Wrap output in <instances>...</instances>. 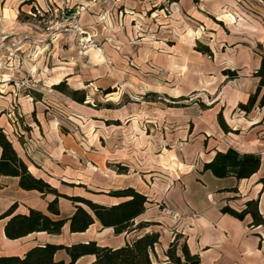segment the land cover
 <instances>
[{
  "label": "crops",
  "instance_id": "0c3cea01",
  "mask_svg": "<svg viewBox=\"0 0 264 264\" xmlns=\"http://www.w3.org/2000/svg\"><path fill=\"white\" fill-rule=\"evenodd\" d=\"M46 3L66 14L86 5L78 23L96 47L79 49ZM0 30L28 36L18 57L0 55V128L32 175L103 205L123 200L109 192L125 187L147 197L134 218L147 223L139 230L115 234L94 217L72 232L75 205L90 212L86 205L59 196V213H50L54 194L23 189L17 176L2 175L0 215L13 206L11 214L31 208L65 222L59 233L8 238L9 216L1 218L0 255L22 256L46 242L117 248L153 231L162 261L179 233L199 264H264V223L252 226L250 215L221 211L253 198L264 219V86L247 112L238 108L260 80L264 0H0ZM60 82L83 100L55 88ZM229 147L259 154L257 171L237 179L202 168ZM54 259L70 257L60 249ZM93 260L85 254L74 264Z\"/></svg>",
  "mask_w": 264,
  "mask_h": 264
},
{
  "label": "trees",
  "instance_id": "16d2710c",
  "mask_svg": "<svg viewBox=\"0 0 264 264\" xmlns=\"http://www.w3.org/2000/svg\"><path fill=\"white\" fill-rule=\"evenodd\" d=\"M199 50L208 52V48L198 44ZM228 76H235L234 70H227ZM256 75L260 77L256 91L251 94L246 103H239L238 108L248 111L254 104L257 94L264 86V57H262ZM55 88L66 92L72 98L83 100V95L67 88L64 82L55 85ZM259 104H264V91L259 99ZM220 126L226 129L221 118ZM260 164V156L253 152H239L229 147L225 151H216L213 158L204 162L202 168L210 170L216 177L234 176L237 179L247 178L257 171ZM10 175L18 177V184L23 189H36L41 193L54 194V198L48 202L47 209L50 213L58 214L57 198L66 197L74 203L80 202L88 207L87 211L82 205L76 204L73 214L69 217V229L72 232L85 230L96 217L102 226L112 227L115 234L139 230L147 225L145 222L134 224V218L145 209L147 197L132 187L112 190L109 193L115 196L125 197L123 200L112 204L103 205L81 196H69L58 190L40 177H35L28 170L24 160L17 154L12 143L0 128V176ZM231 198H235L232 196ZM10 206L0 215V219L8 217L4 224V234L8 238H17L33 231H46L47 233H59L65 219H53L49 215L29 209L27 214H11ZM222 212L243 219L250 215L252 226L264 223V219L258 210L257 199H246L243 207L236 210L227 204L221 207ZM158 232L142 233L123 246L112 248L101 246L95 241L77 242L70 245L43 243L30 247L22 256L0 255V264H74L76 259L85 254L94 255V260L88 264H199L200 258L196 253H191L182 240V236L176 233L166 248L165 260H159L154 254V244L158 242ZM64 249L70 260H55L54 253ZM179 249L180 254L177 253Z\"/></svg>",
  "mask_w": 264,
  "mask_h": 264
},
{
  "label": "built area",
  "instance_id": "2783aa9c",
  "mask_svg": "<svg viewBox=\"0 0 264 264\" xmlns=\"http://www.w3.org/2000/svg\"><path fill=\"white\" fill-rule=\"evenodd\" d=\"M86 5L80 4L78 5L71 13L66 14L63 11H60L58 8L54 7L53 5L46 3L45 11L51 13H59L60 21L57 22L58 27L62 31H67L75 34L76 36V45L79 49H85L88 47H96L94 41L89 39L82 30V27L78 23V15L85 9ZM26 36V35H24ZM7 37V35L2 34V39ZM27 38V37H26ZM167 213L172 214L175 216L172 210L167 209Z\"/></svg>",
  "mask_w": 264,
  "mask_h": 264
},
{
  "label": "rangeland",
  "instance_id": "374dc122",
  "mask_svg": "<svg viewBox=\"0 0 264 264\" xmlns=\"http://www.w3.org/2000/svg\"><path fill=\"white\" fill-rule=\"evenodd\" d=\"M2 34H6L7 37L2 39ZM19 34L16 35L14 33H8L0 30V55H3V57L7 60H10L11 58L15 56H19V47L21 45V42L26 40L27 34ZM29 38H31V35H29Z\"/></svg>",
  "mask_w": 264,
  "mask_h": 264
}]
</instances>
